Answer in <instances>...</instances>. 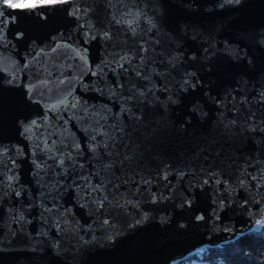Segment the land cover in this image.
<instances>
[{"label":"water","instance_id":"obj_1","mask_svg":"<svg viewBox=\"0 0 264 264\" xmlns=\"http://www.w3.org/2000/svg\"><path fill=\"white\" fill-rule=\"evenodd\" d=\"M0 10V264H171L264 218V0ZM128 11L135 36L112 20ZM113 125L138 167L102 169L127 151L97 135Z\"/></svg>","mask_w":264,"mask_h":264},{"label":"snow or ice","instance_id":"obj_2","mask_svg":"<svg viewBox=\"0 0 264 264\" xmlns=\"http://www.w3.org/2000/svg\"><path fill=\"white\" fill-rule=\"evenodd\" d=\"M75 2V0H32V2H29V0H0V5H3V7L9 8V9H20V10H33L36 8H42V7H51V6H55L57 4H73ZM228 3H239L240 0H227ZM81 9L74 8L72 13L73 15H76L78 12H80ZM87 9H84L85 14L87 13ZM140 17V13H132L131 11L128 12H124L121 13L119 15V17H117L115 14L112 17V20L114 23L116 24H122V25H126L127 29L129 31L132 32L133 36L136 35L137 32V28L134 26L137 24V21ZM15 22V17H11L10 19L8 18H4V12L2 10H0V34L3 33L4 30V26H6L8 23H12ZM147 23L151 24V21H146ZM154 27V25H153ZM149 31H151V29H149ZM22 35V34H20ZM103 36L105 38H110V34L108 31H105L103 33ZM207 51V49L205 50ZM148 52V48L145 47L144 45H141L140 47V60L143 63L144 60L146 59V53ZM240 57H237V59H239ZM117 61H120L121 63H119V67L124 68V64L125 63H131V59L132 57L130 56V53L128 52H124L122 54H118L117 56ZM137 75L140 76L141 73L137 72ZM189 76H191L192 74L189 73ZM145 79H147V77H144ZM191 84V81L189 79H185L183 85L181 86L182 88L185 86H188ZM191 86L194 88L195 85L191 84ZM141 96L144 95L143 92L140 93ZM259 97H260V102L264 103V91H261L259 93ZM128 99H134V97H129ZM247 102V98L244 97L241 99V103H246ZM61 103H63V101H61ZM55 107V105L53 106ZM73 107H75V105H73ZM125 109L121 108V112H124ZM131 118L133 120L139 121L140 117L136 116L135 113H132ZM247 121H252L254 119V114H249L246 118ZM36 122L33 121V124H35ZM232 124H235L236 121L233 120L231 121ZM252 130H255V128H253ZM112 132L114 134H109L107 131H104L103 127H101V130L97 133V135H103L105 137V142H104V147L108 148V142L111 141L113 143V145L115 144L116 140H117V136H121V138L123 139V136H127L128 138V143H123L121 146L124 147L127 151L126 153L123 155V158H120V153L117 152L116 156L113 157V154L111 152H108L107 155L109 157H113L112 159H110L108 162L103 163L102 164V169L104 170H108L113 168L116 164H119L122 168H125L126 170L128 168H135L139 166V162L141 160V157L138 156L137 152V145L135 140L133 139V135L132 133H128L125 131L123 126H119L117 127L116 125L112 126ZM93 141L96 140V136L92 137ZM98 145L97 144H92L90 146V150L95 152L97 149ZM64 160L61 158L59 160V164L63 165ZM166 178V177H165ZM144 183H148V181H143ZM217 183H220L219 180L216 181ZM205 183H207V180H205ZM225 183H227L225 181ZM241 184L244 183L243 180L240 181ZM93 191H99L102 193V195L98 198H96V200L94 201V203L97 204L98 208L103 209L105 203H111V201L108 200V197L106 194H103L104 192V187H103V181L101 182V184H98L95 186V188H93ZM17 196L20 195L19 192L16 193ZM117 207L121 206L119 204V201L116 202ZM203 219L202 216H198L197 220H201ZM105 224H108L109 221L107 219L104 220ZM137 223H139V221H137ZM257 225H261L264 226V220L258 219L256 221Z\"/></svg>","mask_w":264,"mask_h":264},{"label":"trees","instance_id":"obj_3","mask_svg":"<svg viewBox=\"0 0 264 264\" xmlns=\"http://www.w3.org/2000/svg\"><path fill=\"white\" fill-rule=\"evenodd\" d=\"M201 262L204 264H264V226L217 246H204L171 264Z\"/></svg>","mask_w":264,"mask_h":264},{"label":"rangeland","instance_id":"obj_4","mask_svg":"<svg viewBox=\"0 0 264 264\" xmlns=\"http://www.w3.org/2000/svg\"><path fill=\"white\" fill-rule=\"evenodd\" d=\"M29 2H32V0H29ZM261 220H264V218H262ZM257 225V224H256ZM255 225V226H256ZM254 226V227H255ZM200 249V248H199ZM198 250V249H197ZM197 250H195V251H197ZM174 263V262H173ZM182 264H204V263H201V262H184V260L182 261Z\"/></svg>","mask_w":264,"mask_h":264},{"label":"bare ground","instance_id":"obj_5","mask_svg":"<svg viewBox=\"0 0 264 264\" xmlns=\"http://www.w3.org/2000/svg\"><path fill=\"white\" fill-rule=\"evenodd\" d=\"M251 229H252V228H251ZM251 229H250V230H251ZM250 230H248V231H250ZM248 231H247V232H248ZM245 233H246V232H245ZM240 235H241V234H240ZM237 237H238V236H237ZM235 238H236V237H235ZM235 238H234V239H235ZM227 242H228V241H227ZM224 243H225V242H224ZM221 244H222V243H221ZM219 245H220V244H219ZM216 246H217V245H216Z\"/></svg>","mask_w":264,"mask_h":264}]
</instances>
